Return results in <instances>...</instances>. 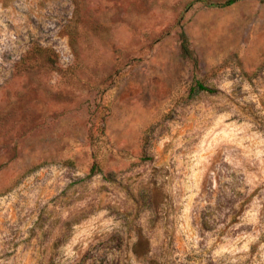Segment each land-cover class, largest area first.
Masks as SVG:
<instances>
[{"label":"rangeland","instance_id":"obj_1","mask_svg":"<svg viewBox=\"0 0 264 264\" xmlns=\"http://www.w3.org/2000/svg\"><path fill=\"white\" fill-rule=\"evenodd\" d=\"M226 1L0 0V264H264V0Z\"/></svg>","mask_w":264,"mask_h":264},{"label":"trees","instance_id":"obj_2","mask_svg":"<svg viewBox=\"0 0 264 264\" xmlns=\"http://www.w3.org/2000/svg\"><path fill=\"white\" fill-rule=\"evenodd\" d=\"M240 0H227L223 6H231L234 3L238 2ZM179 43H180V52L181 55L184 58L192 59L191 50L189 47V42L187 35L182 31L179 36ZM192 93H200V92H206V93H215V90L208 88L201 84L200 82H195L194 86L192 87ZM260 116L258 117V121L256 120V125H258V130L264 134V107L260 111Z\"/></svg>","mask_w":264,"mask_h":264}]
</instances>
